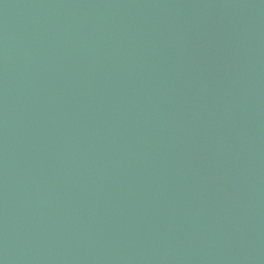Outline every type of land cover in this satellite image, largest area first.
Wrapping results in <instances>:
<instances>
[{
  "label": "water",
  "instance_id": "1",
  "mask_svg": "<svg viewBox=\"0 0 264 264\" xmlns=\"http://www.w3.org/2000/svg\"><path fill=\"white\" fill-rule=\"evenodd\" d=\"M0 264H264V0H0Z\"/></svg>",
  "mask_w": 264,
  "mask_h": 264
}]
</instances>
